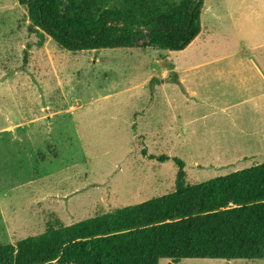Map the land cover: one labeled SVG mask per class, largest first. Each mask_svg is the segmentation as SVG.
<instances>
[{
  "label": "rangeland",
  "instance_id": "obj_1",
  "mask_svg": "<svg viewBox=\"0 0 264 264\" xmlns=\"http://www.w3.org/2000/svg\"><path fill=\"white\" fill-rule=\"evenodd\" d=\"M214 2L222 4L221 11L203 21L218 16L221 23L205 43L166 53L142 48L71 53L48 37L37 47L25 8L0 0V245L42 233L52 218L70 225L172 192L177 172L172 158L183 162L190 184L264 163V132L254 133L257 119L261 125L264 119L250 112L251 104L242 110L255 118L252 130L228 128L217 160L197 148L194 136L184 146L170 131L164 95L179 88L162 86V79L177 72L176 63L185 67L202 57L198 49L204 44L212 48L208 59L252 60L264 68V0H204L208 6ZM65 6L63 0L62 11ZM253 136L259 139L249 143ZM248 145L251 156L237 159L236 152ZM162 155L169 160L149 158ZM213 161L219 165L210 166ZM177 264H264V257Z\"/></svg>",
  "mask_w": 264,
  "mask_h": 264
},
{
  "label": "trees",
  "instance_id": "obj_2",
  "mask_svg": "<svg viewBox=\"0 0 264 264\" xmlns=\"http://www.w3.org/2000/svg\"><path fill=\"white\" fill-rule=\"evenodd\" d=\"M16 0L28 30L60 50L182 51L199 35L204 0ZM26 61V54L24 55ZM156 80V79H153ZM163 82L178 84L171 72ZM159 162L167 156L153 157ZM177 166L174 190L70 225L0 245V264H159L264 257V163L203 182Z\"/></svg>",
  "mask_w": 264,
  "mask_h": 264
},
{
  "label": "crops",
  "instance_id": "obj_3",
  "mask_svg": "<svg viewBox=\"0 0 264 264\" xmlns=\"http://www.w3.org/2000/svg\"><path fill=\"white\" fill-rule=\"evenodd\" d=\"M221 5L219 2H214L212 6L204 3L200 17L201 31L188 46L194 45L197 40H201L203 43L209 40L210 35L216 29V25L221 23V17L214 16L213 21L207 22L208 19H206L205 22L203 21V16L205 18L212 11L215 12V15H218L222 9ZM236 43H238V53L241 57L240 47L242 41L239 39ZM209 48L211 47L206 44L200 47L198 52L202 53V57L190 58L191 60L187 62L185 67H180L176 63L177 72H172L179 76V78H176L178 84L163 82L162 86L175 85L179 88L178 93L173 94V96L164 95L165 107L167 110L169 108L171 112L170 119L172 124L170 125V131L175 133L179 140L183 141L181 143L184 146H187L194 136L197 148L202 149L213 160H217L220 157V153L225 151V149L220 147V144L222 143L221 141H225L224 137L229 131L228 128H230V133L237 132L235 127L239 125L240 133L245 132L244 126L250 128L252 124L251 118L255 119L250 112H261L264 119V68L262 69L252 60L221 62L208 59L206 51ZM179 72H183L184 75ZM250 104L253 110L251 109L250 112L242 110L244 105L249 106ZM243 113L248 115L244 116ZM164 116L167 118L166 114ZM258 122L261 129L257 128ZM164 124L167 125L164 122L161 126ZM254 126L256 129L254 133L257 132L256 135H263L264 125H261L259 119H257ZM188 129L191 133L187 135ZM200 130L203 131L202 134L196 136ZM250 130L252 129L250 128ZM225 131L226 133L224 134ZM209 133L213 135L208 136L207 134ZM157 137L159 138L158 135ZM252 138V140L248 141L249 143L256 142L259 139L254 136ZM247 147L249 149L244 153L236 152L235 157L237 159L241 157V160H245L247 159L246 156H251V152L248 151L253 148L250 145ZM221 164L225 165V163ZM209 165L218 166L219 163L213 161V163L209 162Z\"/></svg>",
  "mask_w": 264,
  "mask_h": 264
},
{
  "label": "water",
  "instance_id": "obj_4",
  "mask_svg": "<svg viewBox=\"0 0 264 264\" xmlns=\"http://www.w3.org/2000/svg\"><path fill=\"white\" fill-rule=\"evenodd\" d=\"M167 264H172L171 262H168Z\"/></svg>",
  "mask_w": 264,
  "mask_h": 264
}]
</instances>
